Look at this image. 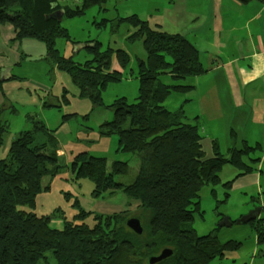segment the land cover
I'll return each mask as SVG.
<instances>
[{"label":"trees","instance_id":"trees-1","mask_svg":"<svg viewBox=\"0 0 264 264\" xmlns=\"http://www.w3.org/2000/svg\"><path fill=\"white\" fill-rule=\"evenodd\" d=\"M65 1L0 0V25L11 27L16 40L33 37L41 41L50 63L66 71L80 89L79 95L92 105L103 106L101 94L108 84L119 83L125 75L135 76L137 97L131 103L123 97L114 100L107 106L112 120L101 123L97 131L100 137L115 135L116 152L131 155L133 166L120 160L108 166L105 157L87 152L65 163L56 153L58 141L41 121L29 117L31 130L13 135L5 157L0 158V264H48L49 258L54 264H150L149 260L165 249L171 254L153 264H209L215 257L237 250L238 243L221 244L214 232L197 235L193 212L198 209L201 189L221 184L223 167L238 171L232 180L221 184L224 190L253 172L244 159L260 154L261 147L243 143L237 148L231 136L232 146L226 155L213 141L208 157L196 118H188L183 105L175 111L164 106L172 94L193 92L189 79L205 72L197 49L184 37L163 33L137 15H129L116 21L128 25V41H141L144 48L145 60H136L134 70L127 74L129 56L122 50L116 53L120 68L111 70L108 52L101 54L96 42L88 44L92 60L75 63L55 48L56 39L68 40L61 21L82 16L89 7L101 8L111 0H81L74 8L61 5ZM165 76L173 83L163 82ZM10 80L15 78L0 79V149L8 135L2 119L9 107L1 85ZM64 171L69 172L71 183L91 181L95 198L121 192L127 208L100 214L80 209L75 200L76 214L65 220L61 229L49 227V217L32 212L35 196L43 177ZM116 176H125L126 182L117 181ZM129 218L140 221L141 235L126 226ZM257 241H264V231L258 233Z\"/></svg>","mask_w":264,"mask_h":264},{"label":"crops","instance_id":"crops-1","mask_svg":"<svg viewBox=\"0 0 264 264\" xmlns=\"http://www.w3.org/2000/svg\"><path fill=\"white\" fill-rule=\"evenodd\" d=\"M122 1H125L130 10L128 14H143L142 20L151 28L170 35H180L197 49L205 72L189 79L194 90L187 94L188 98L184 99L182 105L186 108L184 112L188 118H196L206 155H212L213 141H216L219 152L226 155L232 146L231 136H234L237 148L243 143L249 146L258 144L261 147V158L254 159L264 160V1L245 4L235 0ZM134 2L139 7L131 8ZM144 4L147 5L146 8ZM121 16L115 13L112 18L120 19L129 15ZM21 40H16L11 27L0 25V79L7 76L15 78L4 81L1 85L2 96L9 106L6 110H13L14 105L19 104H37L41 107L40 117L33 113L27 118L43 123L50 135L58 141L56 153L65 163H70L77 154L84 152L93 156L100 152L108 154L110 136L100 137L98 128L89 124L75 132L69 127L68 123L71 120L77 123L78 117H85L84 122L88 123V111L68 107L70 99L65 94L67 91L58 96L34 88L36 80L46 82L49 66H54L48 65L42 57L32 61L27 60L29 55L17 56L19 47H5L8 42H17L19 45ZM69 43L75 45L77 52L82 49V45L72 41ZM70 49L72 46L67 52ZM62 56L71 57L67 53ZM118 84L121 88L119 94L125 93L126 80ZM109 85L111 84L106 86L104 92L109 89ZM24 90L26 91L22 92ZM33 96L34 100L27 99ZM192 98L195 106L191 109L185 104H190ZM63 116L73 117L64 121ZM23 130L22 133L30 131V124H26ZM225 139L230 146L222 153L221 146L225 145ZM9 143L10 140L0 149V158L5 157ZM116 150L117 147L114 151ZM251 173L250 176L253 175ZM239 178L238 181L241 180ZM78 187L70 182L68 171L54 177H43L32 212L39 217H49V227L61 229L63 222L76 214L77 210L73 207L75 200L78 207L84 210ZM113 208L110 210H114ZM58 209L61 210V215H55ZM109 212L97 213L111 214L119 211Z\"/></svg>","mask_w":264,"mask_h":264},{"label":"rangeland","instance_id":"rangeland-1","mask_svg":"<svg viewBox=\"0 0 264 264\" xmlns=\"http://www.w3.org/2000/svg\"><path fill=\"white\" fill-rule=\"evenodd\" d=\"M80 4L81 0H68L61 3V5L69 8L80 6ZM136 4L137 2H134L131 8L133 6L139 7ZM144 7L146 8L147 5L144 4ZM129 11L125 1L111 0L101 8L98 6L89 7L82 16L73 19H63L61 26L67 29L68 40L62 38L56 39V50H58L61 56L66 53L71 55L67 59H71L75 63H83L86 60H92L93 57L91 53L89 54L88 44L96 42L101 54L108 52L111 70L120 68L116 58L118 50L126 52L129 56L127 71L129 69L134 70L136 60H145V51L142 43L141 41H128L126 38L131 33V30L128 31V25L124 22L116 24L117 17L112 18L115 13L119 14L120 17H122L121 15H130L128 14ZM138 18L142 20L143 14H139ZM71 41L75 42V44L82 45L83 50L80 49L77 52V49H74L75 45L69 43ZM16 43L8 42L5 47H19V55L17 56L21 57V54H26L29 55L27 60L30 59L32 61L39 60L42 57L48 65L54 66V68L49 66L50 72L46 76V82H42L41 80L35 81V89L45 90V92L48 91L58 96H61L64 91H67L65 94L70 99L68 107L78 109L79 111H88V118L86 117L88 123L84 122L85 117H78L76 119L77 123L74 120L68 123L74 132L76 129L82 128L85 124L98 128L99 124L111 121L112 111L107 106L111 105L114 100L122 97L131 103L138 95L139 83L137 79H135V76L129 77L125 75L127 77L123 76L120 81L123 82L126 80L125 93L121 92L119 94L120 84H111L109 85V89L105 92L103 91L101 94L103 106L92 105L88 98L79 95L80 89L72 81L69 74L66 71L59 70L55 64L50 63L47 58L46 46L41 41L33 37H26L20 41L19 45ZM71 46L72 49H70V52H67ZM19 59L23 60L25 58ZM127 74H129V71ZM161 80L168 84L173 83L169 76L161 77ZM37 93L43 95L39 91ZM33 98L35 96L27 97L30 101L34 100ZM185 98H188L187 94H172L165 101L164 106L169 111H175L184 103ZM185 105H188L192 109L195 106L194 98L191 99L190 104L186 102ZM183 109L186 110L185 107ZM40 112L41 107L37 106V104H19L14 105L13 110H6L2 119V125L8 132L7 137L4 139V145L9 142L11 135H19V133H22L26 124H30L32 127L30 121H28V115L36 113L39 116ZM109 141L111 145L108 154L106 152H100L95 156L105 157L108 166L115 160L127 162L129 166H133V158L131 155H123L114 151L117 147V137L112 135ZM224 144L221 146L222 153H225L230 146L227 139H225ZM1 152L0 150V156ZM256 157L260 159L261 154L253 153L244 159L247 165L253 168L254 171L251 173L253 175L250 176L249 174L241 177L239 181L238 179L240 178H238L229 189L224 190L221 184L233 179L238 172L229 165L223 167L219 173L221 184L213 187L205 186L201 189L198 209L193 212L192 226L196 234L206 236L214 232L218 242L221 244L229 241L239 244L237 250L228 251L223 256L215 257L209 264H264V241L261 243L257 241L258 233L261 230L264 231V160L253 162V159ZM116 180L126 182V177L116 176ZM75 185L79 186L81 207L86 211L110 213L109 211H120L127 208V199L121 192L113 195L106 194L103 198H95L91 195L93 185L88 179H81ZM112 207H114V210H110ZM61 213V210L58 209L55 215H61ZM224 218H228L231 224L227 227L218 226ZM243 218H250V220L237 224ZM47 256L49 257V255ZM48 264H54L52 258L48 259Z\"/></svg>","mask_w":264,"mask_h":264},{"label":"water","instance_id":"water-1","mask_svg":"<svg viewBox=\"0 0 264 264\" xmlns=\"http://www.w3.org/2000/svg\"><path fill=\"white\" fill-rule=\"evenodd\" d=\"M250 220V218H243L241 220H239L237 222V224L239 223H245V222H248ZM231 223L229 221L228 218H224L222 220V222L218 225V226H229ZM126 226L135 234L137 235H141L142 232H143V229H142V225L140 223V221L136 218H129L127 221H126ZM171 254V251L168 250V249H165L163 250L159 256L157 257H153L149 260V263L150 264H153L155 262H158L160 260H163L165 259L166 257H168L169 255Z\"/></svg>","mask_w":264,"mask_h":264}]
</instances>
